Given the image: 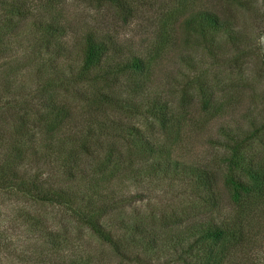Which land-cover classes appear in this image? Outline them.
<instances>
[{
    "label": "rangeland",
    "instance_id": "obj_1",
    "mask_svg": "<svg viewBox=\"0 0 264 264\" xmlns=\"http://www.w3.org/2000/svg\"><path fill=\"white\" fill-rule=\"evenodd\" d=\"M241 1V6H235ZM63 2L49 12L56 16L54 26L42 14L37 20L31 18L8 27L0 16V85L9 92L0 97V109L6 113L0 114V128L9 133L18 129L22 118L28 117L26 111L30 112L31 123L56 104H67L71 127L74 125L76 130L80 129V116L87 115L80 123L82 129L86 128L91 113H87L88 108L78 96L87 94L90 88L71 78L84 67V37L103 41L110 58L105 56L87 79L97 78L92 79V89L108 88V99L119 98L123 102L115 109L104 104L101 112L106 117L97 115L93 127L102 123L105 137L127 127L142 128L145 140L154 151H160L157 160L154 155L133 168L124 165L119 173H103L106 183L91 186L94 196L108 197L115 205L102 224L103 230L128 225L126 238L134 235L133 224L137 229L147 226L155 234L168 231L163 224L172 218L173 211L181 217L188 212L183 209L198 208L200 203L195 199L204 195V190L198 191L191 181V170L206 171V176L217 178L223 174L229 149L234 147H238V157L247 167L264 170V0H139L143 8L142 4L133 6L135 14L126 23L97 1ZM196 11H211L227 20V30L196 38L182 24ZM114 50L120 59L113 55ZM134 57L145 61L143 74L128 69L110 74L115 71L111 70L114 64L130 62ZM134 82L145 87L136 88ZM182 98L187 102L184 108L178 107ZM206 100L211 107L204 112L201 102ZM150 104L167 109L164 130L146 112ZM28 128L40 147L48 141L44 126L41 130ZM90 148L93 158L102 163L96 153L98 147ZM65 155L58 160L53 156L29 158L16 166L19 173H37L53 189H68L72 197L89 195L87 185L95 176L94 169L86 164L76 169L69 163L66 167H72L75 173L70 179L59 166ZM81 158L84 161L85 155ZM0 163L4 165L0 180L11 185L0 188V264H36L28 247L34 244L32 251L39 252L43 264H194L201 247L198 244L195 249L190 248L195 237L187 239L185 235L178 239L177 232L184 225L175 226V239L163 246L148 243L120 259L93 230L78 221L77 213L83 212L79 199L66 206L34 202L19 195L16 185L12 186L15 181L7 167L13 159ZM152 163L160 165L156 175L149 174ZM168 163L179 166L167 170ZM38 219L53 233L48 248L37 240V234L25 230ZM242 224L238 228L245 236L241 251L236 249L222 264H264V192ZM161 247L163 254L156 256L161 253L156 249Z\"/></svg>",
    "mask_w": 264,
    "mask_h": 264
},
{
    "label": "trees",
    "instance_id": "obj_2",
    "mask_svg": "<svg viewBox=\"0 0 264 264\" xmlns=\"http://www.w3.org/2000/svg\"><path fill=\"white\" fill-rule=\"evenodd\" d=\"M94 1H97L100 7L103 4L113 12H116L123 23H126L135 14V7L133 8V6L142 4L139 0ZM177 1L181 2V0ZM183 1L185 3L187 0ZM61 3H64L63 0H0V16H2L4 25L8 27L10 24L21 25L22 22L31 20V18L37 20L42 14L45 20L48 19L50 22H54L52 23L54 26L56 16L49 14V12L51 10L53 11ZM231 3L233 4V2ZM238 5L241 6L242 1L235 6ZM143 6L142 4V8ZM191 16L190 19H185L182 24L186 27L187 32H191L196 38L203 39L209 32L219 33L227 30V20L223 18L221 20L217 14L211 11H196ZM1 40L2 38L0 37V43ZM84 45L85 49H83L82 53L84 67L82 71L76 72L75 76L71 79H75L74 81L77 80L76 82L79 83L81 82V85H88V89L90 88L87 94L78 96L80 103L88 108L89 112L87 113H91L90 119L86 122V128L82 129L80 123L82 120H85L87 115L80 116V129L76 130L74 125L71 127L70 117L72 115L67 108V104L65 106H59L57 104L50 107L46 106L49 110L43 112L44 114L35 118L31 123L28 119L30 112L26 111L28 117L22 118L17 127L18 129H13L9 133L0 128V162L9 160L10 158L13 159L12 165L7 167V171L15 181L12 186L16 185L18 194L34 202L38 201L52 205L66 206L75 203L79 199V204L82 203L81 210L83 212L77 213L78 221L93 230L101 242L108 246L116 254V257L120 259L125 258L123 254L132 253L133 249L142 247L148 243L155 245L160 243L163 246L162 244H165V242H170L172 239H175L173 235L175 226L178 227L179 225H184V228L177 232L178 239L180 240L185 235L187 239L195 237V242L190 245V248L195 249L198 244L201 247L200 251L194 257V264H222L225 258L236 249L241 251L239 247H241L245 236L241 231L242 229L238 228L243 225L242 222L246 214L251 213L253 207L257 205L263 195L264 170L247 167L245 165L246 162L238 157L236 151L238 147L229 149L230 154L225 159V164L222 168L223 174L217 178L215 175L206 176V171L205 173H201L197 169L191 170L193 172L191 181L198 188V191L204 190V195L200 194L195 199V201L200 203L198 208L193 206L192 208L188 207L187 209H183L188 212L183 213L181 217H176V213L173 211L171 214L172 218H169L167 223L163 224V227L168 229V231L155 234L147 226H144V229H137L136 224H133L134 235H128L126 238L125 233L129 230L128 225L121 224L115 229H109L110 231L102 229V224H104L106 217L111 213L110 209L115 205L108 197L102 196L103 198H99L100 195L98 194L94 196V193L91 192L92 187L106 183L102 177L103 173L110 175H112L110 173L112 171L119 173L124 169V165H130V169L135 164L138 165L139 163L146 162V158L154 155L155 160H157L160 151H154V147L145 140L142 128L135 129L133 127H127L124 131L114 130V133L111 131L105 137L104 130L106 127H102V123H98L99 126L96 125L97 128L93 127L95 124L94 119L97 115H105L106 117V113H102L104 104H108L111 109H115L123 101L119 100V98H115V101L108 99L109 95L106 92V90H109L108 88H91L93 85L92 79L97 78L92 77L88 80L87 75L94 71L96 67H100L101 61L105 59V56L110 58L109 54H107L109 49L103 41H98L90 36L84 37ZM113 55L117 57V60L120 59L118 52H115V50L113 51ZM124 69L141 75L146 71V64L144 60L134 57L131 58L130 62L124 60L123 62L114 64L111 70L115 71L110 74L121 73L118 71L123 72ZM133 84H135L136 88L145 87L140 82H134ZM7 94H9L8 88L6 89L0 85V97ZM201 103V108L204 112L211 107L209 100L202 101ZM186 104V99H179L178 107L184 108ZM147 110L146 112L153 119H156L160 128L164 130L166 128V120L164 117L167 109L163 105L155 106L150 104ZM1 113L2 115H6L4 109H0ZM107 116L110 115L107 114ZM110 122L113 124V121ZM6 125L7 123L5 127ZM27 125L39 130L44 126L46 129L43 132L49 138L48 141H45V144L43 143L41 147L39 144H36L34 142L35 135L31 133ZM66 126H70V128H66ZM262 128H264V125ZM97 130L98 132L96 133L95 131ZM254 132L259 131L254 130ZM60 133L62 135L58 137ZM121 141H124L123 145H119L122 144ZM66 145L70 148L68 151L66 150ZM94 145L98 147L96 153L102 157V163L95 160L96 158H93L94 151L90 146ZM61 155L65 156L59 166L66 171V175L70 179L74 178L75 173H73L72 167H66L69 163H73L76 169L77 167H80L79 169L83 168V164H86L87 168L94 169L95 176L90 178L89 185H87V191L91 192L89 195L84 193L82 195L80 194V198L77 196L72 197V192H69L68 189H53L50 184L48 185L42 182L43 180L36 175L37 173L32 175H28L26 172L19 173V169L16 166L22 162L24 163L29 158H49L48 156H53L55 160H58ZM83 155H85L84 161L81 158ZM98 156L97 159L99 158ZM247 164L250 165L251 163L247 162ZM149 166H151L149 171L150 175H156L160 172L159 163H152ZM168 166L169 169L167 170L172 171L179 165L177 163L173 165L168 163ZM141 168L139 169L140 173ZM3 169L4 165L0 163V170ZM167 170L164 169L163 172ZM218 178H220V181H218ZM1 181L0 188L3 186H11L5 185L3 181L4 185H2ZM88 198L93 199L89 201ZM222 203L223 206H221ZM48 228L42 219H38L25 230H31L34 233L33 235L37 234V240H41L42 245L48 248V240L53 236V233ZM49 243H54V241H50ZM34 245L28 246L30 249L29 255L35 257L36 260H33L34 263L43 264L39 252L32 251V246ZM162 250V247L161 249H156V252H161L157 253L156 256L163 254L164 251L162 252Z\"/></svg>",
    "mask_w": 264,
    "mask_h": 264
}]
</instances>
